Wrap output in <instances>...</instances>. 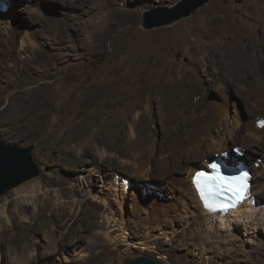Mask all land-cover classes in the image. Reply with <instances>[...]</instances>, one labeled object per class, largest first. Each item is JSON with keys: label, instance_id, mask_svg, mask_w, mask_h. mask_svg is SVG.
I'll use <instances>...</instances> for the list:
<instances>
[{"label": "rangeland", "instance_id": "rangeland-1", "mask_svg": "<svg viewBox=\"0 0 264 264\" xmlns=\"http://www.w3.org/2000/svg\"><path fill=\"white\" fill-rule=\"evenodd\" d=\"M181 1L9 0L14 7V24L17 26L22 20L23 24L12 31L8 40L7 33L0 35V140L8 146L33 148L40 175L0 196L2 264H12L11 256L30 264H47L45 258L38 259L37 253H45L52 242L59 244L54 264H129L140 256L170 264H264V219L262 224L257 225V222V226L251 227L252 230L241 227L233 235L232 245L224 251L210 247L209 243L204 247L199 233L194 231L191 214L181 210L180 188L185 176L181 174L182 170L172 168L169 174L173 175L174 183H165L147 180L146 169H137L147 158L166 167L169 159L182 165L191 160L190 155L215 152L212 147L193 144L199 120L211 119L214 127L231 137L245 124L257 119L255 116L261 115L259 119H264V74L235 77L226 70L222 41L218 44L214 40L218 34L201 36L194 33L198 28L196 19L202 11L212 9L217 11L219 20L215 18L211 26L220 24L223 32L228 34L235 29L241 30L247 38L264 43V25L258 28V22L264 21V0H211L192 16L173 25L149 31L144 29L142 21L146 12L173 7ZM79 6L82 10L79 35L68 32L65 49L59 56L63 65L49 67L43 64L42 77L28 72L26 67L35 62L32 58L35 47H30L29 39L35 38L32 40L34 45L55 39L49 28L79 14ZM183 34L189 35V42L184 43L179 54L168 53L170 40H177ZM14 35L17 36L11 46L10 39ZM135 46L147 52L137 61L148 58L160 63V57H163L160 67L164 71L171 60L175 78L185 77L193 82V96L180 103L178 110L168 111L160 98L146 100L124 113L103 115L101 120L106 124L110 122L109 118L117 122L110 133L98 135L96 128H90L89 134L80 140L60 141L50 148L48 134L62 117L60 112L46 111L47 115L38 119L42 128L36 136L42 138L37 141L29 135L30 127L15 123L14 112L9 114L5 109L26 98L30 90H42L49 95L63 84L75 86L79 99L87 79L91 81L92 76L105 71L113 49L126 56ZM11 47L13 52L9 51ZM218 108L226 111L220 117L215 113ZM76 116V122L87 119L83 113ZM242 141L234 143L226 152L233 151L235 155L236 147L244 148L246 157H250L244 162L252 174L256 175V170L264 173V151L253 152L259 148H248ZM84 146L89 147L90 157L82 155ZM68 152L67 160L75 161L64 160ZM104 153L107 165L100 160V154ZM191 163L197 165L195 161ZM204 163H199L200 168L205 167ZM156 169L155 175L160 176L167 171L163 173L159 167ZM116 175L117 179L122 175L133 183L129 197L121 196L125 192L121 187L115 190ZM82 177L83 187L80 185ZM253 182L255 186L256 179ZM263 189L262 177V187L257 188L255 196L264 207V193L260 192ZM24 202L30 204L26 210L22 206ZM258 220L260 222V218Z\"/></svg>", "mask_w": 264, "mask_h": 264}, {"label": "bare ground", "instance_id": "bare-ground-1", "mask_svg": "<svg viewBox=\"0 0 264 264\" xmlns=\"http://www.w3.org/2000/svg\"><path fill=\"white\" fill-rule=\"evenodd\" d=\"M25 2H30V0H25ZM13 9L14 7L9 2V0H7V9L0 8V35H6L4 33H7L6 40H8L9 36L12 35L13 30H17V26L23 24V20L20 21L19 24L17 23V26L16 24H14ZM77 11H79V14L71 15V19L69 21H64L63 19V21L58 22L57 25L54 24L53 27L51 26L49 28V32L54 35L55 39L48 40L45 43L41 42V44L39 43V45H34L32 43V40H35V38L29 39L28 44L30 45V47H35L34 52L32 53V58L35 62L29 63V66L26 67L29 70L28 72L31 71V73L35 76L37 75V77H42L44 76V70L42 67L43 64H47L49 67L50 65H56V67L61 66L64 61L59 59V56L61 52L65 49L64 44L66 43L64 42L66 41L65 38L67 37L68 32L73 31L75 33V36L79 35V15L80 12H82L80 6L77 8ZM38 12L43 14L40 11ZM262 15L264 17V9L262 11ZM216 16L217 11L215 10L207 9L202 11L199 18L196 19L198 20V28L197 32L194 31V33H198L197 35L201 36L218 34L215 37L216 39L214 40H216L218 44H220L222 41V47L225 50L224 54L225 64L227 66L226 70L232 74H235V77H253L259 72L264 74V43L258 42L254 38H247V35L241 30L235 29L230 34H228L223 32L220 24H218V27H214L213 25L211 26L213 20L215 18L218 19V16ZM261 25H264V21L258 22L259 29ZM21 34L22 33L18 34V36H20ZM221 34H224V36L221 37ZM16 36L17 35L12 36V38L10 39L11 41L9 40L10 43L12 42L11 46H14ZM179 39H175L173 41L170 40L172 44L167 46L168 53L173 52V54H179L183 48L184 43L187 41L189 42V35L183 34L179 37ZM159 47L157 48L159 49ZM113 50V56L108 61L105 71L98 75H94V77L92 76L91 81L87 79L84 90L80 92L81 96L79 97V99L76 98L75 86L63 84L56 90L50 91L49 95L46 94L47 92H44L42 90H30L26 93V98H23L22 100H20L19 103L17 102L16 104L11 105L5 109H8L7 112H9V114L14 112L13 114H15V118L13 120H15V123L18 122L24 127H30L31 132L29 133V135H31L32 137L34 136V139H36L37 141H41L42 138V136L40 135L36 136L37 131L42 128V126L38 124V119L45 117L47 115L46 111L49 112L57 110L58 112H60L62 117L59 121L53 124L50 129V133L48 134L49 139L51 140L50 148H53L60 141L71 143L80 140L83 136L89 134L88 131L90 130V128H96L97 130L95 134L98 133V135L110 133L113 129L112 126H114L115 120L109 118L110 122L106 124V121L101 120L103 115H110L114 112L124 113L125 111L132 110V108L138 103H142L146 100L154 101L157 98H160L161 103L166 106V109L168 111H176L179 109L180 103L186 100L189 101L190 98L193 96V82L185 77H182L181 80L175 78L176 74L171 60L168 63V68L166 69V71H164L160 67L163 63V57H160L162 58V60H159L160 63L152 62L148 58L144 59L143 61H137L139 57L145 56L147 54V52L143 48H138L137 46L132 47L126 56L118 54L116 52L117 50L115 49ZM9 51L13 52L14 48L11 47ZM82 84L83 83L79 85L80 89L83 88ZM224 112H226L225 109L220 110L218 108L215 113L217 116L220 117L221 115H223ZM78 113H83L87 115L85 116L87 119H83L81 122L74 121L75 119H77L76 115ZM260 116H255L257 117V119L245 124V127L239 133L233 135L231 134V137H228L226 133L214 127V121H210L211 119L208 120L205 118L199 120L198 127L193 135V144L205 148L212 147L215 152H210L211 154L199 152L195 155H190L189 158L191 160L187 161V163H184L182 165L174 164V162L169 159L170 163L167 164L168 166L166 167L156 163V160L152 158H147L144 159V163H142L143 165L140 164L137 168L138 171H141L144 168L146 169V172L148 174L147 180H159L165 183H171L175 180L173 179V175L169 174L172 168L175 167V169L182 170L181 174H184L185 176L181 182L180 188L181 195L179 199L180 203H182V207H180L181 210H183L185 213L191 214V217L193 218L194 222L193 224H195L194 231H197L199 233L200 237L202 238V242L204 243V247L205 243H209L211 244L210 247L224 251L232 245V242H234L232 239L233 235H236L237 231L241 227L245 228V230H252L250 228L256 225L257 222V225H260V223L262 224L261 220L264 219L263 205L261 206L258 204H253L251 203V201H245L243 205L239 206L236 210L231 211L228 215H220V213H213L212 211H208L204 208L201 200L199 199L198 192L193 184V177L195 173L199 170H206L209 168V164L210 162H212V159H210L211 156H215L216 154L221 155L222 153H225L231 146H233L234 143L238 144L240 140H243L242 144H245L248 148H259V151L258 149H256L253 150V152L259 153L264 151V141L262 140V137L264 136V126L260 124V122L264 121V119L260 120ZM88 150L89 147L84 146L82 155L90 157V152ZM230 153L233 154L232 152ZM69 154V152L65 154L66 159L64 160H67ZM246 158L250 159V157H246L245 154L243 159ZM78 159L79 158L77 157L76 161H78ZM68 160L70 163L72 161H75L70 158ZM68 160L66 162H68ZM100 160L103 165H107L105 160V153L100 154ZM241 160L242 159L240 158L238 162ZM192 161H195L197 165H193L191 163ZM255 161L258 160L256 159ZM202 162L206 163L202 164L205 165L204 168H200L199 163L201 164ZM153 166H155V168ZM156 167H159V169L163 173L166 170L167 171L164 175H155L154 172L157 171ZM256 171V175L253 174L251 186V194L253 193V195L258 194L256 192L257 188L262 187V177L264 178V173H260L259 170ZM254 179H256L255 186L253 182ZM114 180L115 181L113 183L115 184V190L121 187L125 190V192L121 196L123 198L129 197L132 191L127 190V187L124 184L123 180L117 179V175L116 179ZM128 180L131 181L130 179ZM80 181V185L81 187H83L85 185L84 177H82ZM253 189H255L254 192ZM74 191L77 192L75 189ZM260 192L264 193V189ZM262 195L264 196V194ZM28 205H30L28 202H24V204H22L24 210L27 209L26 207ZM40 211L43 215V210L40 209ZM74 214H76V212H74ZM261 215L262 217H260ZM63 217H65V215H63ZM259 218L260 222L258 220ZM191 228H188L187 230ZM120 229L121 228L117 230ZM200 230L202 234L200 233ZM58 246V243L52 242L51 245L46 249L47 251H45V253H37L38 259L41 260L42 258H45L44 260H47V264H54L53 262L56 263V261L53 260H55L54 257ZM200 246L202 248L203 245ZM10 258L12 259V264H30L29 261H23L13 256H11ZM1 260L2 258L0 256V261ZM0 264H2V261Z\"/></svg>", "mask_w": 264, "mask_h": 264}, {"label": "water", "instance_id": "water-1", "mask_svg": "<svg viewBox=\"0 0 264 264\" xmlns=\"http://www.w3.org/2000/svg\"><path fill=\"white\" fill-rule=\"evenodd\" d=\"M211 0H182L173 7H162L145 13L142 26L153 30L173 25L182 19L192 16L198 9ZM40 167L33 158V148L23 149L20 146H8L0 140V196L37 178ZM129 264H170L159 259L140 256Z\"/></svg>", "mask_w": 264, "mask_h": 264}, {"label": "snow or ice", "instance_id": "snow-or-ice-1", "mask_svg": "<svg viewBox=\"0 0 264 264\" xmlns=\"http://www.w3.org/2000/svg\"><path fill=\"white\" fill-rule=\"evenodd\" d=\"M262 126H264V121L260 122ZM199 176L202 179L201 183H197V190L200 193L201 201L204 204L205 208L209 211H216V208L213 207L212 203L209 201L215 202L217 197L221 194H230L232 196H236L238 191V182L242 180V177H234L229 175H223L220 177H209L204 173H200ZM247 176V173L244 174ZM249 193L245 192L241 195L240 199H246ZM221 211L226 210L225 208H221Z\"/></svg>", "mask_w": 264, "mask_h": 264}, {"label": "clouds", "instance_id": "clouds-1", "mask_svg": "<svg viewBox=\"0 0 264 264\" xmlns=\"http://www.w3.org/2000/svg\"><path fill=\"white\" fill-rule=\"evenodd\" d=\"M236 148H237V147H236ZM239 148H242V147H239ZM242 149H243V150H244V152H245V149H244V148H242ZM234 150H235V149H234ZM229 153H230V152H229ZM244 156H245V155H244ZM244 156H243V157H244ZM243 157H240V158L242 159L241 161H242V162H243V163L246 165V163L244 162V159H243ZM240 158H239V159H240ZM239 159H238V160H239ZM247 166H248V165H247ZM248 167H249V166H248ZM251 172H252V170H251ZM132 184H133V183H132ZM254 197H255L256 199H258V200H259V204H260V203H261L260 199H259L258 197H256L255 195H254ZM259 204H258V205H259Z\"/></svg>", "mask_w": 264, "mask_h": 264}, {"label": "flooded vegetation", "instance_id": "flooded-vegetation-1", "mask_svg": "<svg viewBox=\"0 0 264 264\" xmlns=\"http://www.w3.org/2000/svg\"><path fill=\"white\" fill-rule=\"evenodd\" d=\"M232 153H233V151H232Z\"/></svg>", "mask_w": 264, "mask_h": 264}]
</instances>
